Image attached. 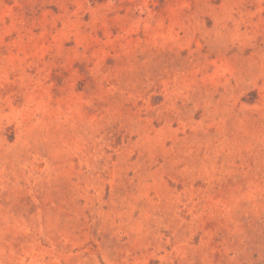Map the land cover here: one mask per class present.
<instances>
[{"label":"rangeland","instance_id":"374dc122","mask_svg":"<svg viewBox=\"0 0 264 264\" xmlns=\"http://www.w3.org/2000/svg\"><path fill=\"white\" fill-rule=\"evenodd\" d=\"M0 264H264V0H0Z\"/></svg>","mask_w":264,"mask_h":264}]
</instances>
